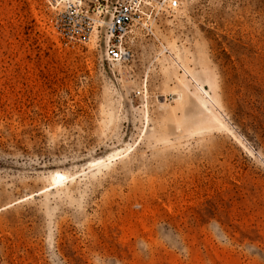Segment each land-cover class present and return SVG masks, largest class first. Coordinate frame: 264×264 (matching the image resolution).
<instances>
[{"label": "rangeland", "instance_id": "1", "mask_svg": "<svg viewBox=\"0 0 264 264\" xmlns=\"http://www.w3.org/2000/svg\"><path fill=\"white\" fill-rule=\"evenodd\" d=\"M167 2L112 62L0 0V264H264V0Z\"/></svg>", "mask_w": 264, "mask_h": 264}, {"label": "built area", "instance_id": "2", "mask_svg": "<svg viewBox=\"0 0 264 264\" xmlns=\"http://www.w3.org/2000/svg\"><path fill=\"white\" fill-rule=\"evenodd\" d=\"M56 12L55 28L65 45L102 42L109 61L125 60L129 50L121 39L140 18L143 0H44ZM169 9L177 0H168ZM101 29L103 33L101 34Z\"/></svg>", "mask_w": 264, "mask_h": 264}, {"label": "bare ground", "instance_id": "3", "mask_svg": "<svg viewBox=\"0 0 264 264\" xmlns=\"http://www.w3.org/2000/svg\"><path fill=\"white\" fill-rule=\"evenodd\" d=\"M171 56V55H169ZM172 57V56H171ZM173 59V58H172ZM176 62V61H175ZM177 64V63H176ZM180 66V65H179ZM181 67V66H180ZM182 71H184L185 76L189 79L190 82L193 83L194 87L203 95V97L206 99V102L211 105L215 106L214 102L212 101L210 94H208L197 82L196 80L188 74V72L182 67ZM206 109L210 112L211 115H213L212 111L206 107ZM68 178V175L65 173L60 172H54L52 174V185L50 186L51 189H53L56 186H62L66 182V179Z\"/></svg>", "mask_w": 264, "mask_h": 264}]
</instances>
